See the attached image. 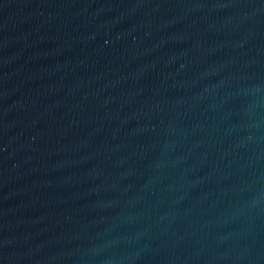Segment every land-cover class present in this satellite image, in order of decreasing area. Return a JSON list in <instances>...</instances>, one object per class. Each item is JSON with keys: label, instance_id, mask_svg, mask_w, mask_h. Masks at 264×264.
I'll list each match as a JSON object with an SVG mask.
<instances>
[{"label": "water", "instance_id": "95a60500", "mask_svg": "<svg viewBox=\"0 0 264 264\" xmlns=\"http://www.w3.org/2000/svg\"><path fill=\"white\" fill-rule=\"evenodd\" d=\"M0 264H264V0H0Z\"/></svg>", "mask_w": 264, "mask_h": 264}]
</instances>
